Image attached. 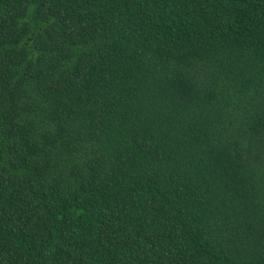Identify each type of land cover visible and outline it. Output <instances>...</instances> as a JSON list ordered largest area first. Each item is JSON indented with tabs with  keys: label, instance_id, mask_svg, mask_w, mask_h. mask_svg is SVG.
Returning a JSON list of instances; mask_svg holds the SVG:
<instances>
[{
	"label": "trees",
	"instance_id": "16d2710c",
	"mask_svg": "<svg viewBox=\"0 0 264 264\" xmlns=\"http://www.w3.org/2000/svg\"><path fill=\"white\" fill-rule=\"evenodd\" d=\"M0 264H264V0H0Z\"/></svg>",
	"mask_w": 264,
	"mask_h": 264
}]
</instances>
